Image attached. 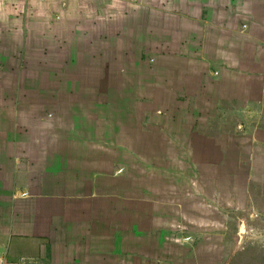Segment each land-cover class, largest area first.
Segmentation results:
<instances>
[{"label":"crops","instance_id":"obj_1","mask_svg":"<svg viewBox=\"0 0 264 264\" xmlns=\"http://www.w3.org/2000/svg\"><path fill=\"white\" fill-rule=\"evenodd\" d=\"M262 159L264 0H0V264H253Z\"/></svg>","mask_w":264,"mask_h":264},{"label":"rangeland","instance_id":"obj_2","mask_svg":"<svg viewBox=\"0 0 264 264\" xmlns=\"http://www.w3.org/2000/svg\"><path fill=\"white\" fill-rule=\"evenodd\" d=\"M262 161L261 170L254 173L255 187L250 189L249 211L235 222L238 237L235 234L232 241L245 245L240 254L253 264H264V159Z\"/></svg>","mask_w":264,"mask_h":264},{"label":"water","instance_id":"obj_3","mask_svg":"<svg viewBox=\"0 0 264 264\" xmlns=\"http://www.w3.org/2000/svg\"><path fill=\"white\" fill-rule=\"evenodd\" d=\"M244 229H242V231H243Z\"/></svg>","mask_w":264,"mask_h":264}]
</instances>
